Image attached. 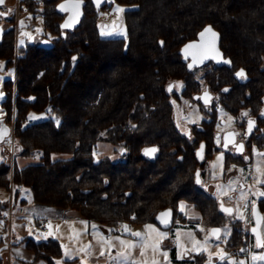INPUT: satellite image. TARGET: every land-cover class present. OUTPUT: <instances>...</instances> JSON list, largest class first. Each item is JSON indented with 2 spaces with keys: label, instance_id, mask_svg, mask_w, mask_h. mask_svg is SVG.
Instances as JSON below:
<instances>
[{
  "label": "trees",
  "instance_id": "trees-1",
  "mask_svg": "<svg viewBox=\"0 0 264 264\" xmlns=\"http://www.w3.org/2000/svg\"><path fill=\"white\" fill-rule=\"evenodd\" d=\"M60 1L41 0L43 26L54 36L50 49L26 44L15 55L16 12L0 42V60L14 70V78L4 81L6 125L16 112V151L10 163L3 145L0 190L12 193L14 205L27 188L36 204L72 210L114 230L125 223L155 224L167 208L174 212L173 225L182 222L180 203L198 211L206 227L224 225L214 200L204 199L195 183L199 163L193 153L178 160L168 152L176 139L167 86L186 80L180 48L208 24L219 32L220 49L233 68L262 79L257 63L264 58V0H115L129 7L123 14L126 39L100 36L92 0H85L79 26L62 35L63 16L55 11ZM20 4L36 11L37 1ZM222 71L224 84H232V70ZM156 134L164 152L151 160L143 150ZM101 143L119 148V159H96ZM20 158L27 163L20 165ZM244 239L233 227L226 247L246 246ZM23 242L35 255L31 264H56L63 255L55 239ZM194 262L205 264L206 258L197 254Z\"/></svg>",
  "mask_w": 264,
  "mask_h": 264
},
{
  "label": "flooded vegetation",
  "instance_id": "flooded-vegetation-1",
  "mask_svg": "<svg viewBox=\"0 0 264 264\" xmlns=\"http://www.w3.org/2000/svg\"><path fill=\"white\" fill-rule=\"evenodd\" d=\"M0 11L6 14L0 16V22L10 24L12 13L5 12L3 6ZM43 39L48 38L33 33L26 39V44L39 46ZM181 61L189 70L186 80L173 79L167 86L172 106L169 126L176 139L174 143H168V152L178 154V160H182L184 153H193L199 163L195 183L202 197L212 198L216 214L219 213L225 222L232 217L233 227L238 226L246 235L247 239L243 240L244 243L248 241L246 246L240 245L235 249L239 262L248 260L249 264L252 252H264V248H257L255 236L251 234L259 214L262 218L260 233L264 243V195H261L264 193V183H258L264 181V155H261L264 154V73L262 79L253 71L249 75L243 68L234 69L232 62L231 67L217 66L209 61L203 66L189 69L187 65L190 60L184 62L181 56ZM257 66L264 72V58ZM223 67L232 70L233 83L230 85L224 84L222 80ZM241 69L245 75L237 77L236 73ZM249 121L252 122L251 127ZM160 142L156 134L154 144L143 150L150 147L156 149L154 153H148L147 158L156 160L164 152ZM217 154L221 155L223 170L219 179L214 178L210 171V163ZM243 192H246L245 196ZM222 205L232 209L231 214L222 211ZM187 208L194 211L205 227V220L193 207L180 203L178 212L185 217L183 212ZM243 220H249L248 226ZM222 226L213 225L208 228ZM229 257L232 256L228 253ZM213 261L214 264H225L217 261L216 257Z\"/></svg>",
  "mask_w": 264,
  "mask_h": 264
},
{
  "label": "rangeland",
  "instance_id": "rangeland-1",
  "mask_svg": "<svg viewBox=\"0 0 264 264\" xmlns=\"http://www.w3.org/2000/svg\"><path fill=\"white\" fill-rule=\"evenodd\" d=\"M37 1V8L35 12H32L28 9L25 4H18L13 6L14 11L16 12L15 18H18V22H15V55H19V50L21 47L26 45V39L31 34H36L37 36L46 37L49 40L54 38V36L49 33L45 27L43 26V15L40 12L42 2L41 0ZM107 6L99 10L98 12V23L99 25V34L102 38L106 39H117V38H127V30L124 23V18L121 19V16L125 11L129 9V7H124L118 5L115 0H105ZM21 7V9H20ZM116 8H122L124 11L116 12ZM22 22V23H21ZM117 22L120 23V27H117ZM1 25L8 27V22H0ZM110 33L106 35H102L101 33ZM8 78H14V70L13 68H7L3 60H0V122L8 121L6 117V113L2 108V102L5 98V90H4V81ZM15 110L13 109L12 120L9 127L12 130V134L6 137L2 146L9 150L7 152V156L10 158V163L13 160V154L15 153V145H14V136H13V123L15 119ZM37 119L45 118V115L36 116ZM7 124V125H8ZM101 145H103L101 143ZM106 150L100 149L99 147L95 148L94 154L95 158L99 159L104 155L111 156L112 159H119V148L112 147L106 144ZM5 152V151H4ZM0 147V162L2 161L3 155L1 154ZM221 155L217 154L214 156V159L210 163V171L214 178L219 179L222 174L221 167ZM21 194L17 201L12 202V193L6 190H0V253H3L7 248H9V244H18L20 239H22L25 235L29 238H34L36 240H48L50 238H54L52 229H55L56 224L54 222L48 223V229H51L48 233L40 232L35 223L32 215L37 210V208H47L45 206L36 204L32 201L31 193L27 188H21ZM246 195V192L242 194ZM20 198H25L27 204L20 205L18 204ZM6 206V207H5ZM50 210H55L56 208L48 207ZM11 212V213H10ZM20 213H25L22 216ZM134 218V217H133ZM232 217L226 219L225 225L220 229L222 230L219 234L221 239L217 240L215 237L211 235L210 230L212 228L204 227L201 223L200 219L197 218H189L186 223L181 221H176L172 227L169 229H163L158 226L156 223L149 224H128L125 223L122 226H127V230L124 227H119L115 231L118 235H115V239L118 240L116 242L111 241V239H105L104 234L98 230L97 225H92L93 228L90 230V235L87 232V225L85 223L74 226H66L63 228L61 234V239H65L63 245H65V250L68 254H80L81 256L86 253L87 243H89L90 239L93 244V251L95 253L100 254L104 261L102 264H131L137 262L138 264L147 262L148 264H174L173 259L170 258L169 246L170 244L174 245L178 249V257L179 259H183L185 255L189 253H197L203 254L206 258L205 264H214L210 263L211 258L215 259V257L222 253V251L232 254L236 249H229L226 247V244L232 234L233 224ZM246 226L249 224V220H243ZM146 225H151L152 228L146 229ZM109 228V227H108ZM74 229L76 233H74ZM264 231V228H263ZM23 232V234H22ZM92 232V233H91ZM109 232L111 230L109 229ZM132 232H140L142 237L146 236L148 239H142L141 237H136L131 235ZM160 233H165L166 236H161ZM112 234L110 233V237ZM91 236V238H90ZM210 237L209 242L207 244L203 243L205 237ZM21 237V238H20ZM125 237L126 239H124ZM56 240V239H55ZM128 240V241H124ZM10 241V242H9ZM120 241H124V244H121ZM199 242V243H197ZM60 243V242H59ZM248 243V241H247ZM246 243V244H247ZM134 245V246H132ZM62 246V245H61ZM113 248L115 251L119 249L121 252L120 255L114 256L111 253L110 249ZM142 249L144 254L142 255ZM106 252H110V255ZM262 252V251H261ZM250 254V262L249 264H264V262L252 260V256H259L264 254V252ZM8 255H10L7 249ZM164 253H167L165 257ZM122 254V255H121ZM106 255V256H105ZM212 259V260H213ZM216 261V260H214ZM213 261V262H214ZM248 260H246V264Z\"/></svg>",
  "mask_w": 264,
  "mask_h": 264
},
{
  "label": "crops",
  "instance_id": "crops-1",
  "mask_svg": "<svg viewBox=\"0 0 264 264\" xmlns=\"http://www.w3.org/2000/svg\"><path fill=\"white\" fill-rule=\"evenodd\" d=\"M20 2H21V0H5L3 9L6 10L5 12H7V13H8V11H9V13L10 12L14 13L15 11L13 9V6L14 5L18 6V4L20 5ZM16 21L18 22V18H16ZM106 146H107L106 144H103V145L99 144L98 145V147L100 149H104V150L107 149ZM0 147H1V151H2L1 154L3 155L5 149L2 146V143L0 144ZM18 161H19L20 165L27 163V160L22 159V158H20ZM18 202H19L18 204L23 205V206L27 204L25 198H20ZM45 207H47V208H37V210L32 215V218L34 219V223H35L36 227H37V221L39 219H42V218L48 219V223L50 221V222H54L56 224L55 229L54 228L52 229L54 238H50V239H56L58 242H60V244L62 245V249H63V255L61 258L56 260V264L58 261L60 262V264H102L103 263L104 258L102 256H104V255L101 256L100 255L101 253H95L93 251V244H92L91 239H90L89 243H87L88 248H87L86 253L84 255L81 256L79 253L78 254L75 253L72 255L71 254L66 255L67 252L64 248L66 244L63 245L64 242H66V241H63L65 239H61L60 236H61V234H63L62 231H63L64 227L78 225L79 223H80V227H81V224H83L82 222H84L87 225V232L89 235H90V233H89L90 230L93 228L92 225L95 224V225H97L98 230H100L101 233L104 234L105 239L106 238H107V240L111 239V241L116 242L118 240H116L115 239L116 237H114V236L118 235V234L114 229L108 228L106 226L97 224V223L92 222V221L85 220V219L81 218L77 212L72 211V210H65V211H60L58 209L50 210V208H48V206H45ZM183 213L185 215L184 221H182L183 223H186L189 220V218H195V219L198 218L194 214V211L192 209L187 208V209H185V211ZM21 214H22V216H25V215H23L25 213H20V215ZM109 229L111 230V232H109ZM50 231H51V229H48V232H50ZM74 233H76L75 229H74ZM110 233L112 234L111 235L112 237L109 236ZM22 234H23V232H22ZM25 238H28V237L25 235L22 239H20L21 241H19L18 244H16V245L13 244L11 241V243L8 246L9 248H7L10 255H8L7 249L5 251L3 250V253H0V257L2 259V261H1L2 264H31V262L34 260L35 255L31 250H29L28 248L25 247V243L23 242V240ZM90 238H91V236H90ZM123 238L126 239L125 237H123ZM37 241H39V240H37ZM124 241H128V240H124ZM169 250H170L169 251L170 258L173 259L174 264H195L194 259H195V255H197V253H193V254L189 253V254L185 255L183 259H179L178 249L174 245L170 244ZM110 251H111V253H113L114 256H118L121 253L119 251V249H117L115 251V249L111 248ZM107 254L110 255V252H106V255ZM37 264H46V263L44 261H38ZM131 264H138V263L134 262ZM140 264H148V263L143 262Z\"/></svg>",
  "mask_w": 264,
  "mask_h": 264
},
{
  "label": "water",
  "instance_id": "water-1",
  "mask_svg": "<svg viewBox=\"0 0 264 264\" xmlns=\"http://www.w3.org/2000/svg\"><path fill=\"white\" fill-rule=\"evenodd\" d=\"M73 2H74V0H61L55 6V11L59 15L64 16L63 20L59 24V28L62 31V35L65 34V31H74L79 26L81 20L83 19V16H84V6L86 5V1L85 0H80V7H79V9L78 10H75L76 12H78V15L76 16V19L70 24L69 27H67V28L61 27L65 23V21H67L69 19L70 16H73L74 11L70 7H69V10H61V7L60 6L61 5H70ZM92 2H93L94 6L97 9L101 8L104 4H106V1L105 0H100V3L99 4L96 3V0H92ZM4 3H5V0H4ZM4 3L3 4H0V7L4 6ZM0 12H2V11H0ZM120 23L121 22H117L116 26L117 27H120ZM99 25H100V23H98V26ZM209 26L211 27L212 31L217 34V37L215 38L214 44H215V49H216V51L219 54L217 55L215 52H212V53L209 54L208 58L203 59V62H199V60H198L196 63H193V59H192V56H191V51L192 50L191 49L188 50L187 56H186V54H185V52L183 50L185 49V46L186 45L193 44V43H195V44H203V43H206V42L212 40L210 34H206L205 37L203 38V40L201 39V37L199 35L206 27H209ZM6 31H7V29L4 28V26L0 24V42L2 41V38H3V36H4V34H5ZM52 45H53L52 44V41H50L49 39H43L41 41V43L39 44V47L44 48V49H50L52 47ZM179 53L182 56V60L184 62H187L188 59L190 60L189 63H188V65H187V67L189 68V65L190 64L192 65V67L189 68V69H192L193 67L203 66V65L207 64L209 61H213L217 66L231 67V61L229 59L224 58L223 52L220 49V34L210 24H208L205 27H203L197 33L196 39L191 40V41H188L185 44H183L182 47L180 48ZM225 60L230 61V63H224ZM0 128H3L4 130H6L2 135H0V144H1L6 137H8V136H10V134H12V130L4 122H0ZM148 149H152V148L150 147ZM143 155L145 157H148L145 154V151L143 152ZM165 212H167L168 215H166V216H161L160 215L161 213H165ZM154 221L161 228H163V229H169L173 225V210L170 209V208H167V209H164V210L159 211L156 214V216L154 217ZM255 221H256V224L251 229V234L255 236V239H256V242H257V237L259 236L261 238L260 225H261L262 218L260 217L259 214H258V217L255 218ZM213 229H220V228L219 227H214ZM253 229H255L256 231L254 232ZM219 234L220 233H218V235ZM211 235L213 237H215L212 233H211ZM261 242H262V238H261ZM257 248L259 249V247H257ZM224 254L227 255L228 253L224 251L221 254L217 255L216 256L217 261H221V259L219 257L222 256V255H224ZM212 259L213 258H211L210 263H214ZM229 259L233 261V257H229V258L223 260L222 262L228 264Z\"/></svg>",
  "mask_w": 264,
  "mask_h": 264
},
{
  "label": "snow or ice",
  "instance_id": "snow-or-ice-1",
  "mask_svg": "<svg viewBox=\"0 0 264 264\" xmlns=\"http://www.w3.org/2000/svg\"><path fill=\"white\" fill-rule=\"evenodd\" d=\"M4 3V0H0V4H3ZM96 3L99 4L100 3V0H96ZM61 10H69V7L74 11V14L73 16H70L69 19L67 21H65V23L61 26L63 28H67L70 26V24L76 19V16L78 15V12H76L75 10H78L79 7H80V0H74L73 3H71L70 5H61ZM116 12H122L124 11V9L122 8H116L115 9ZM3 15H6L5 13L3 12H0V16H3ZM22 23V22H21ZM102 35H106V34H110V33H104L102 32L101 33ZM206 34H210L212 40L206 42V43H203V44H189V45H186L185 46V49L183 50L187 56L188 54V50L191 49V56H192V59H193V63H196L198 60L199 62H203V59H206L208 58L209 54L212 53V52H215L217 55L219 54L216 49H215V44H214V41H215V38L217 37V34L215 32L212 31L211 27H206L199 35L201 37V39L203 40V38L205 37ZM163 43V42H161ZM76 57H73V60L75 61ZM224 63H230V61H227L225 60ZM192 65L190 64L189 65V68H191ZM245 73L244 71L241 69L240 71H238L236 73V76L237 77H244ZM171 90V86H170V89ZM225 91H227V89H225ZM244 115H247V113H244ZM251 124L252 122L249 121V125L251 127ZM6 130H4L3 128H0V135H2ZM121 151H123V149H121ZM156 151L155 148H152V149H146L145 150V154L147 155L148 153L152 152L154 153ZM255 151V149H254ZM261 155H264V154H261ZM199 175V174H197ZM199 182V180H198ZM258 183H264V181H258ZM261 195H264V193H261ZM221 209L222 211H224L225 213H228V214H231L232 212V209H228V208H224L223 205L221 206ZM253 213L255 214V209H253ZM161 216H166L168 215L167 212L165 213H161L160 214ZM163 222V221H162ZM84 223V222H82ZM125 228V230H127V226H122ZM146 229H150L152 228L151 225H146L145 226ZM222 230L221 229H211L210 232L215 236V238L217 240L221 239V237L218 235V233H220ZM253 231L255 232L256 230L253 229ZM131 235L133 236H136V237H141L142 239H148V237L144 236L142 237V234L140 232H132ZM161 236H166L165 233H160ZM209 239L210 237L206 236L205 237V240L203 243L207 244L209 242ZM121 244H124L125 242L124 241H120ZM199 243V242H197ZM134 246V245H132ZM257 247L259 248H264V243L261 242V238L258 236L257 237V244H256ZM241 251H244L243 249H241ZM103 255V252L101 253ZM141 254L143 255L144 254V251L142 249V252ZM66 255H70L68 253H66ZM122 255V254H121ZM165 257L167 256V253H164ZM221 259V261L227 259V255L224 254L222 256L219 257ZM252 260L254 262L256 261H260V262H264V254H261L259 256H256V255H253L252 256ZM57 264H60V262L58 261ZM153 264H155V261L153 262ZM228 264H236V262L232 261L229 259L228 261ZM239 264H246L245 261H240Z\"/></svg>",
  "mask_w": 264,
  "mask_h": 264
},
{
  "label": "built area",
  "instance_id": "built-area-1",
  "mask_svg": "<svg viewBox=\"0 0 264 264\" xmlns=\"http://www.w3.org/2000/svg\"><path fill=\"white\" fill-rule=\"evenodd\" d=\"M29 123H32L31 121ZM48 219L46 218H42V219H39L38 222H37V229L40 231V232H43V233H47L48 232ZM238 254H237V251H234L232 253V257L234 258V262H236V264L239 263V258H237Z\"/></svg>",
  "mask_w": 264,
  "mask_h": 264
},
{
  "label": "bare ground",
  "instance_id": "bare-ground-1",
  "mask_svg": "<svg viewBox=\"0 0 264 264\" xmlns=\"http://www.w3.org/2000/svg\"><path fill=\"white\" fill-rule=\"evenodd\" d=\"M38 222V221H37Z\"/></svg>",
  "mask_w": 264,
  "mask_h": 264
}]
</instances>
